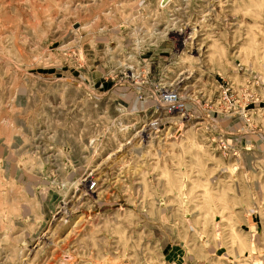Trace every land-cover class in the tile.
<instances>
[{"label":"rangeland","instance_id":"1","mask_svg":"<svg viewBox=\"0 0 264 264\" xmlns=\"http://www.w3.org/2000/svg\"><path fill=\"white\" fill-rule=\"evenodd\" d=\"M162 1L0 0V264H264V0Z\"/></svg>","mask_w":264,"mask_h":264},{"label":"built area","instance_id":"2","mask_svg":"<svg viewBox=\"0 0 264 264\" xmlns=\"http://www.w3.org/2000/svg\"><path fill=\"white\" fill-rule=\"evenodd\" d=\"M177 95L173 94V93H167L166 94V97H165V101H166V105H168L172 99H176L177 100ZM179 99V98H178ZM167 100H170V101H167ZM167 107V106H166Z\"/></svg>","mask_w":264,"mask_h":264},{"label":"bare ground","instance_id":"3","mask_svg":"<svg viewBox=\"0 0 264 264\" xmlns=\"http://www.w3.org/2000/svg\"><path fill=\"white\" fill-rule=\"evenodd\" d=\"M169 1H170V0H168V1L166 2V4H168ZM162 2H163V1H162ZM166 4H165V2H163V5H166ZM167 101H170V100H167ZM175 101H176L175 99H172L171 102H170L167 106H170V108H177L175 104L178 103V102H175Z\"/></svg>","mask_w":264,"mask_h":264},{"label":"water","instance_id":"4","mask_svg":"<svg viewBox=\"0 0 264 264\" xmlns=\"http://www.w3.org/2000/svg\"><path fill=\"white\" fill-rule=\"evenodd\" d=\"M167 1H168V0H163V2H165V4H166Z\"/></svg>","mask_w":264,"mask_h":264}]
</instances>
